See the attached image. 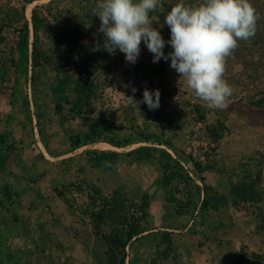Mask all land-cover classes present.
I'll use <instances>...</instances> for the list:
<instances>
[{
	"label": "rangeland",
	"instance_id": "rangeland-1",
	"mask_svg": "<svg viewBox=\"0 0 264 264\" xmlns=\"http://www.w3.org/2000/svg\"><path fill=\"white\" fill-rule=\"evenodd\" d=\"M24 1L0 0V222L2 218H5L4 223L21 222L20 232L28 235V261L22 263L15 258L13 252L14 248L25 247H14L8 244L7 238L2 239L0 236V264H173V253H166L162 236L166 232H149L148 215L144 217L141 209V196L131 188L118 187L111 194L105 195L97 184L92 183L103 197L115 195L123 204L130 221L137 224L143 233L122 245L120 242L123 240H116L120 233H116L118 237L115 236V228L111 227L112 230H109L108 224L103 223L99 227L102 236L93 235V225L96 224L93 218L98 206L97 202L92 203L89 199L92 192L83 179L91 174L103 177L106 171L96 166L91 170L88 167L81 171L83 178L78 183V168L82 169L84 164L90 165L89 161L85 162L89 158L85 151H115L125 154L139 147H155L157 150L151 160L137 162L134 157H125L120 169L127 172L129 181L135 180L142 172L146 179L151 177V180H156L160 177L165 199L169 201L170 207L174 212L177 210L190 218L194 215L193 206L197 204V190L205 185L201 178L205 177L206 172H225L229 178V175H241L242 169L247 167L255 171L258 164L264 163V149L253 151L250 148L253 145H264V108L255 107L244 99L252 94L250 85L255 82V76L251 71L243 75L237 58L232 53L226 58L223 76L233 90L226 101L228 107L223 110L211 109L195 96L185 80L180 79V75L170 67V60L161 59L153 63V54L143 41L135 64L126 62L124 54L118 49L114 54L104 50L103 34L97 32L101 21L93 15L96 0ZM195 1L197 0H184L186 4L197 5L198 2ZM178 2L180 0H162L164 10L157 8L150 13L152 26L166 42L170 39V30L164 24V15ZM34 23L37 65L33 66L29 52L27 75H24L16 45L20 29L25 25L30 32L29 43L33 42ZM51 26L60 29L59 38L63 43H59L49 33L48 27ZM73 41L76 43L74 46ZM97 47L106 54L93 67V73L87 82L91 88L83 114L71 113L68 106L64 107L62 114H56L52 89L57 74L66 71L72 59L90 56L97 51L94 50ZM172 50L166 43L164 53ZM244 83L248 86L246 90L242 89L246 87ZM133 88L136 89L134 94ZM141 88L159 90L158 109L150 111L140 104L138 107L141 114H138L134 106L125 99L131 96L137 100L136 95ZM68 93L73 100V92ZM27 117L28 122L33 121L35 128L32 133L28 131V145L32 147L34 154L37 145L45 148L49 146L53 151L61 153L68 145L71 148V145L85 143L86 135L99 134L101 138L113 139L116 143H128L121 148L104 141L86 144L81 150L65 151L60 162H53L51 172L59 174L61 181L58 199L67 206L73 221L89 219L91 231L88 232L87 227L86 236L81 231L83 242L79 249H67L63 240L58 238V229L63 224L59 214L62 207L59 206L58 199L40 198L43 200L45 214H33V210L28 212V230L24 222L14 212L11 213L14 211L15 199L6 180L12 171L10 162L15 156V149L18 150L16 143L26 140L20 138L15 129L21 128L18 121ZM88 124L93 125V133ZM99 124L104 125L101 133L98 128H94V125ZM234 145L243 150L236 153ZM159 150L168 153L178 163L166 177L162 175ZM28 153L32 154L29 150ZM49 153L52 151L49 150ZM194 163L201 167V173L194 170ZM239 164L243 165L242 168ZM32 170L31 175L34 176L36 172L43 171V166L34 164ZM196 179L198 184L193 183ZM37 200L35 198L29 202L30 210L33 205H41ZM190 201L193 204L190 205ZM252 212L257 213V209L237 204L222 209L219 213L208 214L204 219L208 224L206 231L212 234L214 229L210 230L211 224H225L227 232L233 233L236 221L241 216L250 217ZM41 216L48 220L41 223ZM0 227H3L1 223ZM119 229L123 235V227L119 226ZM75 230L80 235L77 228ZM110 233L112 242L106 244L103 235ZM164 255L169 259L164 260ZM261 256L264 264V254ZM257 262L254 254L242 251L240 258L237 257L230 264Z\"/></svg>",
	"mask_w": 264,
	"mask_h": 264
},
{
	"label": "crops",
	"instance_id": "crops-1",
	"mask_svg": "<svg viewBox=\"0 0 264 264\" xmlns=\"http://www.w3.org/2000/svg\"><path fill=\"white\" fill-rule=\"evenodd\" d=\"M26 104L28 105L27 101ZM18 123L21 128L15 129V127V132L19 134L20 138L26 140L16 143L18 150L15 149V156L12 158V162H10L12 166L10 169L12 171H10L6 181L15 199L14 211H11V213L14 212L20 221L24 222V226L28 230V212L33 210L32 213L37 215L43 213L44 205L42 204L43 200L40 198L58 199V189L61 186V181L59 174L56 175L51 172L52 167H54L53 162H60L65 156L63 155L64 152L68 153L67 151H72V149L68 145L61 153H57L49 146L45 148L42 145H37L35 148L36 154H34L31 149L32 147L30 148L28 145V131L32 133L35 130L33 128V121L29 120L28 122L27 117L23 121H18ZM84 147H78L73 151L81 150ZM250 148L253 151H262L264 145H253ZM234 149L236 153L243 150L237 145H234ZM28 150L33 155L28 153ZM49 150L52 153H49ZM88 161L89 159L85 160L87 163ZM34 164L43 166V171L36 172L32 176V166ZM89 164V166L84 164L82 169L78 168L80 176L78 183L82 181V172L86 168L91 167L90 170L95 168L92 162ZM123 165V162L117 164L112 171L105 172L106 175L103 177L91 174L83 180L89 184H97L105 195L111 194L118 187L122 186L131 188L140 196L146 193L148 195L147 213L150 225L149 232H166L168 234L173 253L171 259L175 257L182 264H230L237 257L240 258L242 251L246 253L250 252L254 255L264 254V201L256 205H246L247 207H255L257 213H250V217L248 215L241 216L235 223L233 233L229 234L227 232V225L225 224L217 225L218 228L211 224L210 230L214 229V233L210 234L206 231L208 224L204 221L200 222L195 214L189 218L185 214H176L173 211L170 203L165 199L163 183L160 177H157L156 180H151V177H147L146 179L142 172L136 176L135 180L129 181L127 172L124 169H120ZM209 171L211 172H206L205 177H202L204 179L202 182L205 185L211 186L215 191L228 195V175L225 172L215 173L213 170ZM197 181L196 179L193 183L198 184ZM260 187L264 191V166L261 171ZM35 198H38L37 201L41 205H33L30 210L29 202ZM58 200L59 206L62 207L59 214L63 223L58 229V238L63 240V244L66 245L67 249H79L83 242V236L87 234V227L88 232L91 231L89 219L80 220L79 222L73 221L67 206L65 207V204L60 199ZM4 212L6 213V210ZM262 216L263 219L261 218ZM4 219L2 218L0 222L3 226L2 228L0 227V236L2 239L7 238L8 244H12L14 247H25V249L14 248L13 252L17 260L26 263L28 261V235L20 232L21 222L7 221V223H4ZM39 220L42 223L43 220L47 221L48 219L41 216ZM75 228L80 232V235L77 234ZM215 228L217 229L215 230ZM18 230L19 232H17ZM82 230L85 234L81 237Z\"/></svg>",
	"mask_w": 264,
	"mask_h": 264
},
{
	"label": "clouds",
	"instance_id": "clouds-1",
	"mask_svg": "<svg viewBox=\"0 0 264 264\" xmlns=\"http://www.w3.org/2000/svg\"><path fill=\"white\" fill-rule=\"evenodd\" d=\"M157 8L164 10L162 0H96L93 15L101 21L97 32L103 34L104 50L114 54L118 49L126 62L135 64L143 41L153 54L152 62L170 60V67L209 108H227L233 90L223 78L226 58L238 41H248L255 34L257 15L250 0H202L197 5L180 0L164 15L170 30L167 42L152 26L150 13ZM166 43L173 49L167 54ZM125 99L138 114L140 104L150 111L160 106L159 90L145 88L142 100Z\"/></svg>",
	"mask_w": 264,
	"mask_h": 264
},
{
	"label": "trees",
	"instance_id": "trees-1",
	"mask_svg": "<svg viewBox=\"0 0 264 264\" xmlns=\"http://www.w3.org/2000/svg\"><path fill=\"white\" fill-rule=\"evenodd\" d=\"M25 0V3H29L32 0ZM195 2L201 3L202 0H197ZM250 3L256 10L257 20L255 26V34L248 41H238V47L235 49L234 56L237 58V64L240 66V69L243 71V75L247 71L255 76V82H253L251 87V93L249 96L244 97L250 104L258 108H264V0H250ZM35 23L33 25V42L29 43V29L27 25L23 26L20 29L19 40L16 45L18 51V60L22 64V71L24 75L27 74V62H28V53L32 59L33 66L37 65V45H36V33H35ZM49 28V33L56 39L59 43L61 39L59 38L60 29L56 26H51ZM76 44L74 41L72 46ZM68 47H71L67 44ZM29 46L31 50L29 51ZM100 50V49H99ZM95 51L90 56H78L76 59H72L69 64L70 67L63 71V73H58L55 78L54 87L52 89L54 94V111L56 114L60 115L64 111V107L68 106L69 111L75 115L83 114V108L87 107L88 93L90 92L91 86L88 85V81L93 73V67L98 64V62L105 56V51ZM102 54V55H101ZM242 89L246 90L248 87ZM145 88H141L137 93V100H142L143 91ZM68 91H72L74 94V99L71 100ZM150 91V90H149ZM143 108H148L146 104H142ZM104 125H94V128H98V132L101 133ZM90 131L93 125L88 124ZM105 128V127H104ZM100 130V131H99ZM99 141H104L112 146L117 148L125 147L128 143H116L113 139H104L100 135H86L85 143L81 145H71V149L74 150L78 147L85 146L86 144H95ZM157 149L155 147H139L137 149L128 151L127 153H119L115 151H85V154L88 155V159L96 167L103 169L106 172L112 171L113 168L124 162L125 157H134L135 161L143 162L149 161L152 158L153 153ZM160 155V166L162 169L163 177H166L167 174L176 168L178 163L173 159L168 153L163 150H159ZM194 169L197 173H201V167L197 164H193ZM243 165L239 164V167L242 168ZM255 171H252L250 168L242 169V174L229 175L228 184H229V193L228 195H223L215 191L211 186L203 185L199 190H197V204L193 206L195 216H197L200 222H203L205 217L209 213H218L221 209L228 208L232 205L244 204V205H256L264 201V191L261 189V171L264 166V163L261 162L257 165ZM212 169V167H210ZM235 177L236 179H232ZM191 180V179H190ZM201 181H204L201 178ZM92 194L90 195V200L92 203L97 202L98 211L94 220L96 224L93 225V235H101L102 231L99 229L100 225L105 223L108 224L109 230L115 228L116 233H120L117 242H120L122 245H126L133 238L140 236L143 231H140L138 225L132 223L130 218L127 216V212L124 209V206L121 202L117 200L115 195L110 197H103L100 190L92 184H87ZM166 201L169 202L166 198ZM235 202V203H234ZM234 203V204H233ZM141 209L143 210V216L147 217V208H148V195L146 193L142 194L140 197ZM193 204V201H190V205ZM176 214H179L176 210ZM263 219V216L261 217ZM123 227V235L119 229ZM111 229V230H112ZM111 233L108 235H103L104 241L106 244L112 242ZM102 236V235H101ZM163 240L166 245V253H171V242L167 233H163ZM118 237V236H117ZM124 238V239H123ZM165 259H167L166 255ZM258 259V262L255 264H263L261 255H254ZM173 264H182L179 263L175 257H173ZM130 264V263H129Z\"/></svg>",
	"mask_w": 264,
	"mask_h": 264
}]
</instances>
